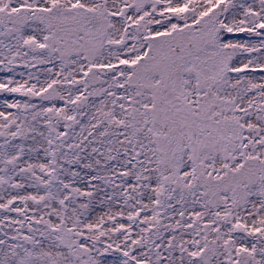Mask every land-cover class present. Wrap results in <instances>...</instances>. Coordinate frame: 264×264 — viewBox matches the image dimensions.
Here are the masks:
<instances>
[{
    "label": "snow or ice",
    "instance_id": "snow-or-ice-1",
    "mask_svg": "<svg viewBox=\"0 0 264 264\" xmlns=\"http://www.w3.org/2000/svg\"><path fill=\"white\" fill-rule=\"evenodd\" d=\"M0 264H264V0H0Z\"/></svg>",
    "mask_w": 264,
    "mask_h": 264
}]
</instances>
